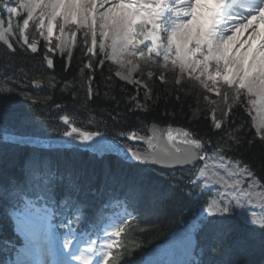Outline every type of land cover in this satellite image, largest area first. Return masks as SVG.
<instances>
[{
  "label": "snow or ice",
  "instance_id": "6c2138e0",
  "mask_svg": "<svg viewBox=\"0 0 264 264\" xmlns=\"http://www.w3.org/2000/svg\"><path fill=\"white\" fill-rule=\"evenodd\" d=\"M7 13L11 17L22 10L26 14L23 18L22 28L17 26L19 38L28 45L33 53L37 52V42L28 43L25 30L29 28L30 21L34 24L39 35L51 43L54 31L58 30L56 36L58 43L56 48L61 52L68 50L71 57V47L76 43L77 33L83 36V43L87 47V53L97 57L96 65L90 60L85 65L87 68L102 66L105 59L112 60L124 67L130 65L127 74L117 72L122 80L129 83L139 84V80L132 78L133 72L137 71L139 64L134 60L145 61L146 66L152 64L158 68L167 69L169 64L173 66L174 74L178 73L176 84H180L185 77L197 85L214 93L216 96L223 95L227 104L229 91L233 94L234 103L246 101L249 114L253 110L257 116L253 117L256 127V135L264 141V0H17V5L7 7ZM75 25V31L71 26ZM13 35V27L9 22L8 27H3L0 22V41L12 50L9 37ZM90 38V45H89ZM48 51H54L49 47ZM103 54V59L100 58ZM124 57H130L125 60ZM49 67L53 65L51 59L47 60ZM153 72H148L152 78ZM163 82L164 76L159 75ZM211 84V87L209 86ZM147 88V85H144ZM224 88L223 94L220 89ZM10 91V90H9ZM89 91H91L89 89ZM149 91H145V99H150ZM244 97V101L241 97ZM135 100V97H132ZM208 99L207 96L204 97ZM215 103V101H209ZM59 107V106H58ZM233 105L227 104V110L222 113L221 119L215 116L212 109L213 127L227 135L231 144L239 145L240 139L237 135L227 131L224 118L231 112ZM136 108L144 109L145 105L136 103ZM60 119L65 125L71 126L70 117L63 115ZM159 131L162 135L166 130L153 129V135ZM75 134V135H74ZM65 137L75 140L77 137L81 142L93 141L100 133L81 131L78 127H71L70 131L63 133ZM123 135V133H122ZM167 141L176 139L171 131H166ZM182 136L181 141L188 147L185 158H192L198 151H204L205 145L202 139L193 138L187 131L177 133ZM135 138V133L130 134ZM4 141L13 140L14 137L5 134ZM158 139V137H157ZM17 144L24 143L23 140L16 141ZM224 140L214 145L213 155L219 161L218 168L223 169L228 177H244L254 179V173L243 161L235 158L229 159L227 151L223 147ZM152 138H149V145ZM229 144V147H231ZM134 160L144 162L145 158L137 155L132 149H124ZM176 153L181 149L175 148ZM154 155L161 159L172 156L169 148L164 147ZM179 159L180 157H174ZM203 159V157H200ZM199 176L206 177L205 183H223L226 188H239L240 180L229 182L225 176L218 172L208 174L205 168L199 169ZM194 187L200 188V184L194 183ZM249 184V188H254ZM264 188V185H261ZM4 194L19 197L14 188L0 184ZM241 195L248 198L242 203L239 196H232V200L226 202L223 194L206 200L205 204L193 213L192 220L186 229L189 247L192 254L197 255V243L201 233H205L212 244L223 246L224 241L231 237V231H225L226 221L229 220L235 209H241L240 216L246 223L259 225L260 231L264 232V216L257 218L254 210L248 215L246 203L251 202L252 194L243 189ZM202 194L203 189H202ZM189 196L194 193L189 192ZM231 195V194H229ZM264 210V209H262ZM43 212L48 218L52 213L47 208L37 209L32 201H25L24 207L15 213L17 227L25 234L26 221L31 218V213ZM130 215V214H129ZM79 215L70 218L66 223L59 225H48L47 250L51 255V264H112L114 257L113 249L121 245L116 239L125 232V221L111 227V231L104 229L109 237L101 247L96 246V241L88 239L87 247L81 249L79 244L74 246L76 229L73 223H79ZM57 228H67L63 242L60 241V233ZM30 244V241H29ZM233 248L242 251L247 241L235 239L232 241ZM28 245L25 250L27 251ZM67 250V251H66ZM20 254L18 253V256ZM12 264H46L45 260L17 259ZM185 264H202L201 261L185 262ZM209 264H238L236 260L228 259Z\"/></svg>",
  "mask_w": 264,
  "mask_h": 264
},
{
  "label": "trees",
  "instance_id": "16d2710c",
  "mask_svg": "<svg viewBox=\"0 0 264 264\" xmlns=\"http://www.w3.org/2000/svg\"><path fill=\"white\" fill-rule=\"evenodd\" d=\"M13 48L14 52L0 44V89L6 90L0 94V126L21 127L19 132L48 134L51 129L45 125L57 129L55 123L63 112L82 126L117 138L131 130L143 132L151 122L180 125L202 139L207 150L220 143L223 136L227 141L223 145L227 157L243 161L264 185V141L253 131L244 102L232 103V110L223 121L227 131L239 137L237 146L228 141L226 133L213 127L210 116L215 109L216 118L221 119L227 105L205 100L206 92L198 86L192 87L194 82L190 80L182 79L176 84V77L167 73L162 82L160 71L154 67L152 78L146 79V91L150 90L151 97L146 100L143 89L116 78L106 62L91 69L85 67L90 60L96 65L97 58H88L81 42L74 48L67 64L63 56H53L51 69L44 64L42 44L35 53L16 45ZM33 80H40L42 88L34 89L31 86ZM136 103L144 104L145 108H136ZM30 153L27 149L12 151L11 148L5 153L0 152V181L20 173L18 167L22 161L23 166L51 161L58 171L65 170L62 174H69L66 184L74 180V191L71 192L80 195L76 198L77 205L93 207L101 188L108 191L115 185L116 192L124 195L136 209L123 238L120 264H139L149 248L162 241L180 221L191 216L195 203L204 204L210 195L209 191L202 194L194 187L190 169L157 171L125 164L113 156L96 159L78 150ZM189 192L194 195L189 196ZM228 215L230 218L224 230H230L231 237L223 246L212 244L209 247L211 241L205 233H201L197 241L206 263L233 259L238 264H264V232L260 227L240 222L235 214ZM6 232L0 213V240L9 237ZM235 239L247 241L244 250L233 248Z\"/></svg>",
  "mask_w": 264,
  "mask_h": 264
},
{
  "label": "rangeland",
  "instance_id": "374dc122",
  "mask_svg": "<svg viewBox=\"0 0 264 264\" xmlns=\"http://www.w3.org/2000/svg\"><path fill=\"white\" fill-rule=\"evenodd\" d=\"M14 1L16 2L15 4H9V5H7V7L16 6L17 0H14ZM14 15H18L19 18H23V17L26 18V14L23 13L22 10H18V13L14 14ZM11 19H12V16L10 17L9 14L7 15V12L5 13V15H0V22L3 23V27H5V28L8 27L9 22L12 24L13 35H11L9 37V41H10V39L16 40L15 30H14V24L15 23H13ZM22 26H23V21L21 22L20 27L22 28ZM55 33H56V36L59 35L58 31L57 32L54 31L53 36H55ZM25 35H27V34H25ZM19 36H20V34L18 32V37ZM42 38L44 39V37H42ZM19 41L23 42L22 39H19ZM57 43H58V41H57ZM56 51H57V53L58 52L59 53H68L67 49L64 52H61L58 48H56ZM101 56L103 57V54H101ZM124 59L127 60V59H130V57H124ZM110 61H112V60H110ZM133 62L136 64H139L137 60H134ZM113 63L115 64V67H116L115 74L117 72H121L122 74H127L128 69L131 67L130 65H127V64H125L124 67H121L120 64L115 63V62H113ZM168 67L173 68V66L171 64H169ZM116 76H118V75H116ZM118 77L120 78V76H118ZM144 77H148V73H145V71L143 73H139V68L137 71L133 72V74H132V78L134 80H139L141 82L139 84H134V86L136 88L143 89L145 91L146 88L144 87V85H145L146 79H144ZM209 86L211 87V84ZM247 111H248V107H247ZM249 115L252 119L254 129L256 130V127H255V124L253 121V117L257 116V112L255 110H253L251 112V114H249ZM226 162H227V159H226ZM218 164H219V161L215 158V156L213 154H208L201 161V163L197 169L196 180L200 183L201 187H203L204 189L209 188L212 190V196L210 197L209 200L223 194L226 202L228 200H232V196H239L241 202L245 203L248 200V198L241 195L240 190L243 189L245 191H249L252 194L251 202H248L245 204V206L248 209V215L250 216L251 213L255 210L257 213V218L264 216V210H262V209H264V188H261V185H259L258 181L255 178L254 179L249 178L247 175H245L244 177H239V176L228 177L225 175V172L223 169H220L217 167ZM205 167H206V171L208 172L209 175H211L213 172H218L220 175L225 176V178L228 179L230 183L233 182L234 180H240L239 188H237L235 190L233 188H226L223 183L212 182V183L206 184L205 183L206 177H200L199 176V169L205 168ZM249 184H254L255 187L249 188ZM229 194H231V195H229ZM232 203L234 204L235 200H232ZM201 206H203V205H198L197 210ZM235 211L240 216L241 209L237 208V209H235ZM187 227H188V225L182 229L183 231L176 232V234L173 235L164 245L158 246L154 250H152L146 256L143 264H185V262H189L190 247H189L188 239H187V235H186ZM109 231H111V228H109ZM108 240H109V237L105 234V242Z\"/></svg>",
  "mask_w": 264,
  "mask_h": 264
},
{
  "label": "water",
  "instance_id": "95a60500",
  "mask_svg": "<svg viewBox=\"0 0 264 264\" xmlns=\"http://www.w3.org/2000/svg\"><path fill=\"white\" fill-rule=\"evenodd\" d=\"M36 85V83H34ZM61 120V119H60ZM62 121V120H61ZM63 122V121H62ZM71 127L69 125V131L71 130ZM153 129H162L166 131H171L174 136H176V139L172 142L167 141V135L166 131L162 135L159 131L155 133V136L153 135ZM186 130H181V129H176V128H165V127H157L154 125L149 126L148 128V136L141 138V139H136L139 141H142L148 149V152L146 153H137V155H140L145 158L144 162L134 160L130 157V154L124 151V147L116 143L115 141L107 138L103 134L100 133V136H97L94 138L93 141H87V142H81V141H67L62 138H54V139H37V138H32L28 136H14L13 140H10L9 142L16 143V141L23 140L24 143H21L20 145L23 144H28V145H36L40 147H69L71 145H77L78 147H82L85 149H88L92 152H95L97 154H102V153H113L116 154L117 156L121 157L124 160L127 161H134V162H140V163H151L159 167H165V168H174V167H180L185 164H189L192 161H195L196 159L199 158L198 152L193 154L192 158H185V155L188 151L187 145L182 143L181 141L183 140L182 136H177V133H182ZM96 133V132H94ZM5 135V134H4ZM2 136V139L4 137ZM158 137V139H157ZM130 140H133L134 138H131L129 136ZM149 138H152V144L151 146L149 145ZM4 140V139H3ZM157 144V148L153 151H151V147ZM167 147L169 150L172 152V156L168 158L161 159L160 157L154 155L155 153H158L162 148ZM175 148L181 149L180 153H176L174 151ZM174 157H180L179 159L174 158Z\"/></svg>",
  "mask_w": 264,
  "mask_h": 264
},
{
  "label": "bare ground",
  "instance_id": "6f19581e",
  "mask_svg": "<svg viewBox=\"0 0 264 264\" xmlns=\"http://www.w3.org/2000/svg\"><path fill=\"white\" fill-rule=\"evenodd\" d=\"M23 162H24V161H22V164H21V166H20V167H18V170H22V169H23ZM57 176H58V178H59V180H60V182H61L62 175L58 173V174H57Z\"/></svg>",
  "mask_w": 264,
  "mask_h": 264
}]
</instances>
